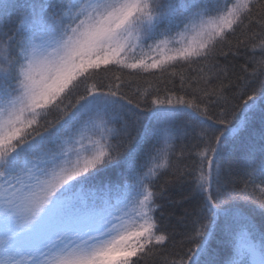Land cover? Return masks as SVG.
<instances>
[{"label": "snow or ice", "instance_id": "obj_1", "mask_svg": "<svg viewBox=\"0 0 264 264\" xmlns=\"http://www.w3.org/2000/svg\"><path fill=\"white\" fill-rule=\"evenodd\" d=\"M157 256L264 264V0H0V264Z\"/></svg>", "mask_w": 264, "mask_h": 264}, {"label": "trees", "instance_id": "obj_2", "mask_svg": "<svg viewBox=\"0 0 264 264\" xmlns=\"http://www.w3.org/2000/svg\"><path fill=\"white\" fill-rule=\"evenodd\" d=\"M249 71H252V69H249ZM151 81V83H149ZM156 77L151 74H141L139 77H134L132 79H128L125 84H122L121 87L124 88L126 91L129 92V95L132 97L142 95L145 89H148L149 91L156 86ZM170 87V85H169ZM258 87V85H257ZM161 99H163V93L161 94ZM167 224V220L165 221ZM181 229H177V241H176V248L173 249L171 246L169 247L168 251L176 250L178 251L181 247L180 245V235ZM165 259L163 256H157L154 260V264H162V261Z\"/></svg>", "mask_w": 264, "mask_h": 264}]
</instances>
